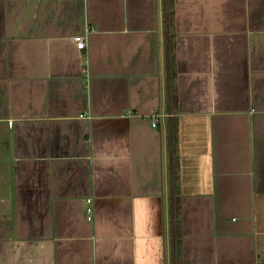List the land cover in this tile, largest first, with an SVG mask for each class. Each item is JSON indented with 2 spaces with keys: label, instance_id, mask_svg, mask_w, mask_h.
Listing matches in <instances>:
<instances>
[{
  "label": "crops",
  "instance_id": "0c3cea01",
  "mask_svg": "<svg viewBox=\"0 0 264 264\" xmlns=\"http://www.w3.org/2000/svg\"><path fill=\"white\" fill-rule=\"evenodd\" d=\"M262 263L264 0H0V264Z\"/></svg>",
  "mask_w": 264,
  "mask_h": 264
},
{
  "label": "built area",
  "instance_id": "2783aa9c",
  "mask_svg": "<svg viewBox=\"0 0 264 264\" xmlns=\"http://www.w3.org/2000/svg\"><path fill=\"white\" fill-rule=\"evenodd\" d=\"M88 30H85L84 34H80V35H76L73 37V40L76 44V47L78 50H84L85 49V45H86V34H87ZM158 115L156 113H153L151 117H153L154 119L152 120V126H156L158 121H157V117ZM92 200L91 198L87 200V207L85 209L86 212V216L88 221H91L92 219V212H93V207H92ZM264 264V263H262Z\"/></svg>",
  "mask_w": 264,
  "mask_h": 264
}]
</instances>
